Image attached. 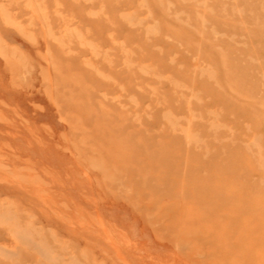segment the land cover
Segmentation results:
<instances>
[{
  "label": "rangeland",
  "instance_id": "obj_1",
  "mask_svg": "<svg viewBox=\"0 0 264 264\" xmlns=\"http://www.w3.org/2000/svg\"><path fill=\"white\" fill-rule=\"evenodd\" d=\"M0 4V264H264V0Z\"/></svg>",
  "mask_w": 264,
  "mask_h": 264
},
{
  "label": "bare ground",
  "instance_id": "obj_2",
  "mask_svg": "<svg viewBox=\"0 0 264 264\" xmlns=\"http://www.w3.org/2000/svg\"><path fill=\"white\" fill-rule=\"evenodd\" d=\"M1 5V4H0ZM29 7V6H28ZM41 9V8H40ZM8 14V13H7ZM44 16V15H43ZM10 18V17H9ZM19 24V23H18ZM31 37V36H30ZM33 37V36H32ZM97 47V46H96ZM4 48V47H3ZM109 49V48H108ZM4 51V50H3ZM128 53V51H127ZM1 54V53H0ZM12 54V53H11ZM97 56V55H96ZM125 62V61H124ZM99 70V69H98ZM108 75V74H107ZM105 94V93H104ZM138 103V102H137ZM139 104V103H138ZM141 124V123H140Z\"/></svg>",
  "mask_w": 264,
  "mask_h": 264
}]
</instances>
